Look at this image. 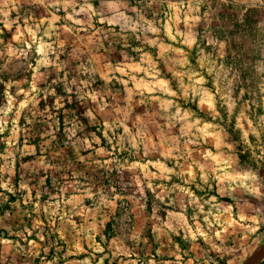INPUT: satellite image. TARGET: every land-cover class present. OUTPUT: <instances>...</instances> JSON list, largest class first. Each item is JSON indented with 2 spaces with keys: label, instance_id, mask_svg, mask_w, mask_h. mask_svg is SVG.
Wrapping results in <instances>:
<instances>
[{
  "label": "rangeland",
  "instance_id": "1",
  "mask_svg": "<svg viewBox=\"0 0 264 264\" xmlns=\"http://www.w3.org/2000/svg\"><path fill=\"white\" fill-rule=\"evenodd\" d=\"M264 260V0H0V264Z\"/></svg>",
  "mask_w": 264,
  "mask_h": 264
},
{
  "label": "trees",
  "instance_id": "2",
  "mask_svg": "<svg viewBox=\"0 0 264 264\" xmlns=\"http://www.w3.org/2000/svg\"><path fill=\"white\" fill-rule=\"evenodd\" d=\"M259 264H264V260H263V261H261Z\"/></svg>",
  "mask_w": 264,
  "mask_h": 264
}]
</instances>
